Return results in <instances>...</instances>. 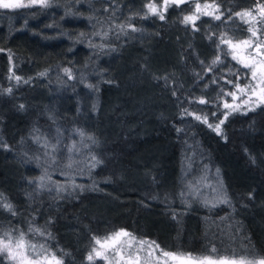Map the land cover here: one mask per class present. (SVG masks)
<instances>
[{"label": "trees", "instance_id": "trees-1", "mask_svg": "<svg viewBox=\"0 0 264 264\" xmlns=\"http://www.w3.org/2000/svg\"><path fill=\"white\" fill-rule=\"evenodd\" d=\"M149 1L160 2L50 0L63 17L30 7L21 11L38 23L26 17L28 27L18 29L19 21H0V236L23 233L62 264H104L89 261L85 246L119 228L165 250L263 258L264 105L229 113L220 134L191 115L219 114L217 90L236 70L220 41L249 33L235 13L255 2L215 0L218 12L185 24L186 2L168 5L161 20L146 10ZM78 14L102 27L95 45L83 43L87 27ZM55 124L87 136L79 159L90 162L68 169L79 184L68 196L37 191L38 169L24 156L35 150L32 133ZM201 133L217 139L198 150L202 163L219 169L227 202L204 204L182 193V170L193 142L206 138Z\"/></svg>", "mask_w": 264, "mask_h": 264}, {"label": "rangeland", "instance_id": "rangeland-1", "mask_svg": "<svg viewBox=\"0 0 264 264\" xmlns=\"http://www.w3.org/2000/svg\"><path fill=\"white\" fill-rule=\"evenodd\" d=\"M74 2L76 0H73ZM23 3L28 4L29 0H22ZM188 4L189 11L183 15V20L185 16L190 15H204L203 12H212L216 11L214 8H204L205 4L209 5H216L215 0H184ZM49 4L50 0H49ZM153 4L156 6L158 13H161L165 9L164 0H160V2L156 1H149L146 4V10L149 12L148 5ZM176 4L173 2V0H169L168 5ZM201 5V11L197 12L196 5ZM167 5V6H168ZM177 5V4H176ZM50 6V5H49ZM217 6V5H216ZM260 6L264 7V0L260 1ZM30 7H35L41 9L43 12L41 15H45V18H55L60 15H62V8L60 5L51 6V7H43L39 4L32 5ZM30 7L25 8H19V9H2L0 8V21H6L7 23H11L12 21H19L18 29H25L28 27V23H26V17L29 22L38 23V20L36 17H30V13H22L21 10H27ZM19 14L16 12L19 11ZM244 11H250L252 13V16L256 17L255 21L251 20V17H245L246 20L249 21L248 28L254 27L257 29H260L258 32V38L259 40L264 39V23H261V20L264 19L260 16L259 11H257V8L255 5H252L249 9H245ZM218 12V11H216ZM151 13V12H149ZM159 15V14H157ZM208 16V15H205ZM29 17V18H28ZM80 14H78L75 18L77 21H84L85 25L87 27V30H84L85 37L83 38L84 44H89L90 46L95 45L100 38V30H102V27L100 25H97L95 20H91L88 17H82ZM5 22V23H6ZM45 27L47 28V31L52 32H58L60 33V30L57 28L58 24H55V22H51L50 24L43 23ZM106 30V29H104ZM83 30L80 31L81 33H78V38L80 37V34L84 32ZM84 35V33H83ZM55 36V35H54ZM251 37V33H248L244 37L237 38L235 40H232L233 44H236L242 40L249 39ZM81 38V37H80ZM79 38V39H80ZM253 40H256L257 38L253 37ZM229 48V46H228ZM233 51H235L237 55V59H233ZM229 53L231 58L235 61L236 64V70L232 74H234V79H228L223 78L222 81L224 84H222V88H220L218 91V99H219V114L217 112H210L208 114H204L202 112H191V115L196 118L197 116L200 117L198 119L199 121H202L205 123L206 126L212 129L214 133H217L215 130L217 125H220V133L222 129L221 121H224L225 123L229 120L231 117L230 115L227 117L229 113L234 112H247L249 110L256 109L264 103L258 102V97L252 95V89L245 88L246 85L249 84L251 80V70L249 68L243 67V65L239 62L240 59L244 60H250L252 57H255L256 60H261L260 56H258L255 52L254 46L245 48L241 46L237 49H230ZM85 65V64H84ZM237 72V76L235 74ZM230 74V75H232ZM255 83V82H253ZM239 84L241 88H245V92H240L236 85ZM214 90V89H213ZM232 94H235V98ZM201 100H204L206 102V98H201L198 100L199 102ZM203 104V103H201ZM225 104L230 105L231 107L226 108ZM222 108V109H221ZM206 121V122H205ZM211 125V127H210ZM231 129V126H230ZM85 133V134H84ZM86 132H83L81 129L74 128L73 130H62L60 129L56 124L51 127V130L49 132H41L39 133H32V139L35 143V150L33 153L26 154L24 156L27 157L26 162L28 164H31L33 166H36L38 169V175L33 178V183L35 186V189L37 191H45L48 192L50 195H55L57 193L61 195L68 196L71 194V190L78 187V183L73 178L75 175L77 176V173L75 171H69L68 169L72 168H85L86 164L90 162V160H80V152H79V142H83L85 138H87ZM201 135H204L206 137L205 133H201ZM234 134H232L230 142H233ZM40 138V142H36V138ZM198 139V137H197ZM47 142L49 145L47 148L43 147L42 145ZM201 143H217V139L215 137H211L207 135L206 138L198 139L193 142V145L191 146V150L189 152L188 158H187V169L182 170V180L185 185L182 193L186 197L190 198H196L199 201L203 202L204 204H212L215 205L221 201L225 200V196L222 193V184L220 182V173L219 169L217 167H213L211 165H208L206 163H202L203 156L200 154V151L198 150V147H200ZM52 145L56 146L55 151L52 149ZM75 146L72 150V152H69L68 149L71 146ZM4 146V145H3ZM5 147V146H4ZM202 151V150H201ZM48 153V154H46ZM23 156V155H22ZM93 160H95V156H92ZM21 159H23L21 157ZM203 165L204 168L196 169L195 171H192L196 167ZM85 166V167H84ZM87 168L85 172H87ZM136 176V174L134 175ZM43 178V179H41ZM77 178V177H76ZM43 185V186H41ZM89 219L86 221L88 223ZM92 225L97 226L95 222H91ZM127 232L128 236H122L119 238V240L116 242V247H109L107 249H100V246L95 243V240L92 238L91 243H88L85 247L88 248V254L87 258L90 253H92V249L95 247L98 250L104 251L105 255L108 256V260H104L102 258H97L93 254V259H100L104 264H117V260H119V257H116V251H121L122 255L124 257L123 260H119V264H126L128 259L131 257V259L135 262V264H183V261L181 258H187L189 256L195 257V258H204V257H210L212 260H215L217 262L221 260H227L229 262H236V264H240V262H252V264H257L258 261L264 259L261 257L257 258H250V257H234V256H213V255H198L194 253L189 252H175L170 250L161 249L159 247H156V245L150 241V240H144L140 239L139 237L133 236L128 230L124 228H119L114 230L113 232L109 233L108 235L97 238L102 243L108 240L109 237H113L115 233L120 231ZM0 239H3L5 241L8 240L7 237L0 236ZM18 238H12V244L15 245ZM27 244L35 245L36 249L35 251L31 248H28L26 250V254L32 258H36V254L40 257H51L52 255H55L57 259L61 261V258L54 254L53 252L46 249V247L40 242H36L35 240H28L24 237ZM142 241H146L147 243L142 244ZM92 243H94L92 245ZM111 244L112 242L109 241ZM90 244V246H89ZM41 245H43V248H41ZM90 250V251H89ZM171 253L172 256H165L164 253ZM6 253L3 254L4 259H6ZM173 256L177 257V259H173ZM138 258V259H137ZM9 261V260H7ZM12 264H17V262L9 261ZM41 264H44L42 261Z\"/></svg>", "mask_w": 264, "mask_h": 264}, {"label": "snow or ice", "instance_id": "snow-or-ice-1", "mask_svg": "<svg viewBox=\"0 0 264 264\" xmlns=\"http://www.w3.org/2000/svg\"><path fill=\"white\" fill-rule=\"evenodd\" d=\"M177 5L180 3L184 2V0H173ZM169 3V0H164L165 8L167 7ZM39 4L43 7L49 6V0H29L28 4H25L22 2V0H0V8L2 9H19V8H25V7H30L32 5ZM204 8H214L216 11H218V7L216 5H209L205 4ZM149 12L152 14H159L160 19H164V15L162 13H158L157 8L153 4L148 5ZM197 12L201 11V5L197 4L196 5ZM202 14L204 15H213L212 12H203ZM259 14L262 18H264V7L260 8ZM222 15V13H221ZM221 15H215L214 18L219 20L221 18ZM236 16L240 17L241 20H243L245 23H249L248 20L245 19V17H251L252 21L256 20L255 16H252V13L250 11H243V12H237L235 13ZM231 18V17H230ZM196 19H199L198 15H190V16H185L183 22L185 24L188 23H193L195 22ZM261 23H264V19L261 20ZM131 27V25H129ZM133 31L135 29L133 28ZM249 33H251V37L246 40H242L236 44H233L231 40L224 39L223 37L221 38L220 43L221 44H227L230 49H237L240 48L241 46L248 48V47H253L257 50V55L258 56H264V51H261L264 49V41L259 40L258 38V32L260 29L254 28V27H249L248 28ZM255 37L257 38L256 40H253L252 38ZM234 60L237 59V55L235 51H233V57ZM220 60V57L217 56L216 60L213 61V63H216ZM239 62L243 65L245 68H249L251 70V80L248 85L245 86V88H250L252 89V95L258 97V102L259 103H264V59L261 60H256L255 57H252L250 60H244L240 59ZM211 70V69H209ZM64 72L68 74L69 79H72V76L70 74L69 69H64ZM41 75H44L43 73ZM17 80L20 78L17 77ZM255 82V83H253ZM88 87H92L91 85H88ZM237 89L240 92H245V88H241L239 84L236 85ZM9 92L11 89L8 90ZM235 98V94H232ZM200 103H205L204 100H201ZM225 107H231L228 104H225ZM21 108H23V105H21ZM196 119H200V117H196ZM206 122V121H205ZM221 124L224 123V121L220 122ZM211 127V125H210ZM215 130L217 131V134H220V125H217ZM36 142H40V138H36ZM43 147L47 148L49 145L47 142H45ZM53 151H55L56 146L52 145L51 146ZM75 146L69 147L68 151L72 152L73 148ZM48 154V153H46ZM43 179V178H41ZM43 186V185H41ZM0 200H2V196H0ZM222 203L227 202V201H221ZM2 207L9 211L12 212L13 215H15V211L13 210V207L9 203H3ZM39 232V230H35ZM41 235L43 233H40ZM6 236H8V240L5 241L3 239H0V255L7 254L6 259L9 261L17 262V264H41L43 261L44 264H62V262L56 258L55 255H52L50 258L49 257H40L38 253L36 254V258H32L26 254V250L28 248H31L35 251L36 246L35 245H30L27 244V242L24 239V234L21 233L19 239L16 241L15 245L12 244V237L9 236L7 233H5ZM129 234L127 232H124L123 230L120 232L115 233L113 237H109L108 240L105 242H101L99 239L95 240V243L100 246V249H107L109 247H116V242L119 240L120 237L122 236H128ZM109 241L112 243L110 244ZM142 244L147 243L146 241H142ZM158 247V246H156ZM41 248H43V245H41ZM213 252L216 251L215 248L212 249ZM93 254L97 258H102L104 260H108V256L105 255L104 251L98 250L97 248L92 249V253L89 254L88 260L91 261L93 260ZM116 257H119V260H123L124 257L122 255L121 251H116ZM165 256H172L173 254L171 253H164ZM138 259V258H137ZM173 259H177V257L173 256ZM183 261V264H236V262H229L227 260H221L219 262L212 260L210 257H204V258H195V257H187V258H181ZM119 260H117V264H119ZM0 264H3V261H0ZM126 264H135V262L131 259V257L128 259ZM240 264H252V262H240ZM257 264H264V259L260 260L257 262Z\"/></svg>", "mask_w": 264, "mask_h": 264}, {"label": "water", "instance_id": "water-1", "mask_svg": "<svg viewBox=\"0 0 264 264\" xmlns=\"http://www.w3.org/2000/svg\"><path fill=\"white\" fill-rule=\"evenodd\" d=\"M254 2H255V6H256L257 10L260 11L261 6H260L259 0H254Z\"/></svg>", "mask_w": 264, "mask_h": 264}, {"label": "flooded vegetation", "instance_id": "flooded-vegetation-1", "mask_svg": "<svg viewBox=\"0 0 264 264\" xmlns=\"http://www.w3.org/2000/svg\"><path fill=\"white\" fill-rule=\"evenodd\" d=\"M261 41H264V39L262 38ZM254 49H255V48H254ZM261 51H264V49H262ZM255 52H256V54H257V50H256V49H255ZM260 57L264 59V56H260Z\"/></svg>", "mask_w": 264, "mask_h": 264}]
</instances>
